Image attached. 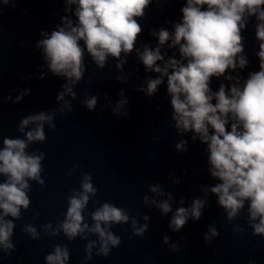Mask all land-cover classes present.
<instances>
[{
    "label": "clouds",
    "instance_id": "9594fccd",
    "mask_svg": "<svg viewBox=\"0 0 264 264\" xmlns=\"http://www.w3.org/2000/svg\"><path fill=\"white\" fill-rule=\"evenodd\" d=\"M18 2L0 0V13L4 7H15ZM62 2L66 15L60 17L52 31L41 30V39L36 42L44 67L65 81L56 97L59 106L50 112L39 111L22 118L17 131L23 138L0 139V253L11 255L15 251L13 221L21 219L22 212L30 207V181L45 185L41 177L45 154L38 150L29 152V147L47 139L45 126L55 130L57 113H72V100L77 98L74 88L86 72V55L100 69L109 58L116 60L115 69L120 73L116 80L126 83L134 73H125L124 66L135 53L145 73L156 74L146 76L144 85L137 91L151 98L166 83L171 106L169 126L181 137L175 144L176 151H188V140L183 139L186 135L206 146V170L216 183L201 186L203 196L193 199L189 207L180 206L173 211L172 194L165 193L157 183L148 186L153 195H144L143 203L155 206L162 215L172 213L169 227L178 232L189 217L195 221L201 219L211 194L229 222L246 209L247 227L254 236H264V0H184L180 19L165 21L171 29L151 28L149 35L156 44L139 46L138 38L143 32L140 20L153 0ZM162 2L166 0H156L158 4ZM249 27L254 29L258 42L254 53L258 70L249 71L245 77L242 70L248 68L249 59L245 55L243 32ZM167 50L175 51L169 55ZM221 77L228 83L220 82L214 91L212 79ZM39 79H44L43 73ZM30 91L19 93L14 101L11 95L6 99L19 102ZM118 95L120 99L111 111L127 117L129 113L124 109L128 98L122 89ZM98 99L97 95L86 94L82 104L91 112L96 109ZM30 125L34 127L29 128ZM78 168L79 165L75 166L69 175ZM92 181L91 174L81 175L79 189H73L67 198L63 221L55 226L52 223L42 226L44 233L53 237L63 233L69 241L77 237L88 240L89 235H95L98 240H88L84 246L85 261L92 258L93 248H97V256L107 257L112 248L121 244V237L112 231L114 225L131 223L137 236H143L148 229V224L139 225L125 208L110 202L95 207L86 218L89 202L98 191ZM173 183L179 184L180 180ZM154 196L166 198L157 200ZM184 203L181 198L179 204ZM143 219L147 221L149 217L145 215ZM22 231L33 240L41 237L31 223L24 225ZM232 231L243 233L245 228L235 224ZM218 236L217 229L209 227L204 240L210 243ZM169 239L165 236L164 242L168 243ZM172 248L177 250L178 245L173 244ZM45 259L46 264H67L68 246L55 245Z\"/></svg>",
    "mask_w": 264,
    "mask_h": 264
}]
</instances>
